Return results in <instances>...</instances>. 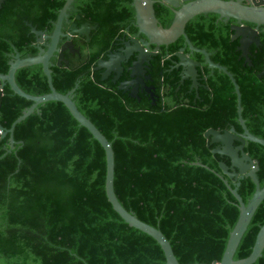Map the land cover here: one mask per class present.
Here are the masks:
<instances>
[{
	"label": "trees",
	"instance_id": "1",
	"mask_svg": "<svg viewBox=\"0 0 264 264\" xmlns=\"http://www.w3.org/2000/svg\"><path fill=\"white\" fill-rule=\"evenodd\" d=\"M65 0H4L0 7V73L6 74L16 52L35 56V36L26 21L50 32ZM113 2L112 4H108ZM132 0H74L78 11L87 8L96 31L82 59L70 66L52 67V83L60 93L75 85L73 101L111 142L114 151V191L121 204L142 221L160 229L181 264L220 261L239 204L229 190L236 188L244 203L255 184L250 177L225 176L204 137L210 128L208 111L189 105L141 110L102 85L92 70L100 48L110 36L117 9L135 14ZM159 24L168 27L173 12L160 0L154 4ZM73 18V15L71 16ZM231 21L215 13L189 20L185 33L198 48L227 64L241 93L242 118L249 132L264 138V79L257 76L264 48H251L254 68H242L238 41L231 40ZM264 40V32L261 33ZM183 37L169 50L183 45ZM100 46V47H99ZM197 56L201 54L196 53ZM87 62L86 65L82 63ZM243 71L245 73L243 74ZM15 80L32 95L49 92L41 64L16 70ZM219 97H230V116L236 132L234 85L226 76L217 85ZM32 104L9 84L0 89V125L8 129ZM0 136V264H166L155 239L129 226L113 209L105 192L106 157L100 143L59 101H46ZM244 150L259 163L256 176L264 185V147L248 141ZM264 223V199L256 209L234 254L248 256ZM252 264H264V249Z\"/></svg>",
	"mask_w": 264,
	"mask_h": 264
},
{
	"label": "water",
	"instance_id": "2",
	"mask_svg": "<svg viewBox=\"0 0 264 264\" xmlns=\"http://www.w3.org/2000/svg\"><path fill=\"white\" fill-rule=\"evenodd\" d=\"M4 0H0V7ZM74 0H65L62 8L60 9L57 19L53 26V32L50 36V41L46 48H40L39 52L35 56H28L21 58L19 53L14 54V58L10 61L9 70L6 74L0 73V84L2 82L8 83L11 90L27 99L32 101V104L26 108L21 115H19L8 129H5L0 125V136L9 134V143L12 148L14 145L13 131L14 127L21 120L30 115L40 103L46 101H59L65 105L69 110L73 118L83 127H85L91 135L100 143L105 151L106 157V175H105V192L109 203L112 205L114 211L131 227H134L147 235L151 236L157 241L161 249L164 252L166 264H181L171 247L169 240L162 233V231L155 226L148 224L139 219L134 213L128 211L117 198L114 191V151L111 142L101 133V131L95 126V124L87 118L76 106L73 101V91L77 87H73L70 91L63 94L58 92L52 83L51 69L49 68V60L54 51L60 36H65L61 29L65 18L67 17V11L70 8ZM164 5L170 8L173 12V19L168 27H163L159 24V21L155 14L154 4L157 0H132V5L135 11V18L137 22V28L141 31L148 42L151 44L166 45L173 43L180 36L184 37V42L189 46L191 50L200 51L195 48L187 34L185 33V26L189 20L199 14L215 13L219 19L224 21L233 20L230 29L232 31L231 40H237V50L240 51V57H244L246 61L249 59V47L251 44L258 45L260 43L258 37V29L264 25V0H160ZM27 27L30 28V32L37 38L36 40L43 43L48 37L45 31L37 29L32 23L25 22ZM72 29V33L77 31V26L72 23L69 26ZM88 27L82 25L81 32L88 33ZM68 38V36H67ZM72 48V42L66 41L62 49ZM184 48H182L183 50ZM130 51H126L128 54ZM202 52V51H201ZM178 56L184 58L181 53ZM123 53L111 54L107 60H98L94 69L104 68V74L110 72L116 73L114 80L118 77V73L121 70V61H123ZM33 64H41L42 70L47 78L49 92L41 95H32L20 88L15 80V72L17 69L29 66ZM250 64V63H249ZM137 62L135 66L137 67ZM134 68V67H133ZM264 72V71H263ZM134 73V71H133ZM132 73V74H133ZM234 88L237 92V114L240 125L244 131L245 137L237 135L233 129L220 131L213 128H209L204 132V137L210 144L218 143L211 149L213 154L225 155L229 158L230 163L227 164L224 161L219 162V168L222 173L229 179L235 181L238 185L239 179L244 176H248L255 184V191L252 197L244 203L242 198L237 192L236 188H231L227 183L229 190L234 195L239 204V216L232 230L230 231L225 249L223 251L220 261H212L211 263L194 262L187 264H252L262 254L264 249V223L259 228L256 235V239L250 254L244 258L234 259L235 251L238 244L246 231L256 209L261 201L264 199V185L261 187L259 180L256 176V172L259 167L257 159H252L248 153L243 149L245 139L261 144L264 147V138L254 136L247 129L245 122L242 118V106H241V94L239 86L231 74ZM121 88H123L121 86ZM234 141H238L239 145L235 146Z\"/></svg>",
	"mask_w": 264,
	"mask_h": 264
},
{
	"label": "flooded vegetation",
	"instance_id": "3",
	"mask_svg": "<svg viewBox=\"0 0 264 264\" xmlns=\"http://www.w3.org/2000/svg\"><path fill=\"white\" fill-rule=\"evenodd\" d=\"M112 3L113 2H109L108 4ZM129 4L133 7L132 2ZM115 12H117V16L120 20L111 23L109 40L104 47L100 48L99 57L92 67V70L96 71L99 75V80L102 85L111 88L115 86L119 94L124 96L135 108L141 110H148L150 108L167 110L171 106L176 107L186 104L203 111H208L211 122L210 128L220 131H231L233 129L237 135L245 137L243 129L241 132H236L232 124L230 116V97H219L218 94L219 90L217 89V85L221 77H228L233 84L231 77L228 75L229 73L236 81L234 75L229 71L227 64L225 65L215 60L212 58V52L207 51L205 48H198L190 41L191 44L200 51L191 50L184 42L183 36H180L183 37V45L173 51L169 50L170 44L168 46H156L155 44H151L148 42L145 35L138 30L135 14L130 17L126 16L127 9L124 10V7L118 8ZM72 15L73 18L71 17ZM219 20L224 23L231 21V24L234 22L233 20ZM72 23H75L77 26V31L73 33L72 29H69ZM82 25H86L89 28L88 33L78 30ZM97 27L98 24L92 23L88 17L85 5L83 10L80 11L70 6L61 29L65 36L59 37L56 51L53 52L49 60L51 73L52 67L54 66H70L71 60H76L77 58L81 60L83 56L81 54V48L84 51L89 48V44L92 40L91 34L93 31L97 30ZM39 30L45 31L48 37L43 43H40L36 40L37 37L32 33L35 36L33 43L38 48V52L40 48H46L45 46L49 44L53 28L50 32H47L46 29ZM262 32H264V25L260 26L258 29L257 38L260 43L258 45H250L249 55L251 54V48L253 46H256L259 51L263 50L264 40H262L260 36ZM66 41L72 42L71 49H62ZM182 48L184 49L182 50ZM128 50L130 52L127 54L126 51ZM119 53H123L124 59L120 63L121 70L120 73L117 74L118 77L115 80L116 73L110 72L105 75L104 68L94 69L98 60H107L111 54L117 55ZM180 53L184 55V58L178 56ZM196 53L201 54V56H197ZM238 60H243L242 68L246 67V65L252 67V69L254 68L251 59L250 62H248L244 57H240L239 55ZM137 62L139 65L136 67L135 64ZM86 64L87 62L82 63V65ZM262 66L257 76L264 79V62ZM244 73L245 71H243V74ZM6 84L8 83L2 82L0 84V89H3ZM121 86L123 88H121ZM234 92L236 95L237 108V92L235 88ZM237 121L240 124L238 116ZM248 141L250 140L245 139L243 149L247 146ZM233 144L237 146L239 142L234 141ZM211 145L213 146L212 148H214L220 144L213 143ZM219 156L229 160L225 155Z\"/></svg>",
	"mask_w": 264,
	"mask_h": 264
}]
</instances>
